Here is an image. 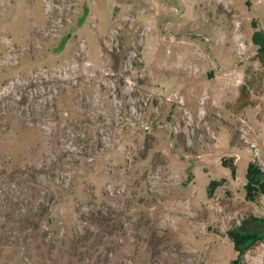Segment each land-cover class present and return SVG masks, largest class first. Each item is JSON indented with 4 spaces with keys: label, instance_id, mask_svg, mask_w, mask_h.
I'll return each instance as SVG.
<instances>
[{
    "label": "rangeland",
    "instance_id": "rangeland-1",
    "mask_svg": "<svg viewBox=\"0 0 264 264\" xmlns=\"http://www.w3.org/2000/svg\"><path fill=\"white\" fill-rule=\"evenodd\" d=\"M259 48L264 0H0V264H264Z\"/></svg>",
    "mask_w": 264,
    "mask_h": 264
},
{
    "label": "trees",
    "instance_id": "trees-1",
    "mask_svg": "<svg viewBox=\"0 0 264 264\" xmlns=\"http://www.w3.org/2000/svg\"><path fill=\"white\" fill-rule=\"evenodd\" d=\"M257 54V59L260 62V64L262 66H264V52L262 48H259L256 52ZM238 100H239V107L243 108L244 106L249 104L248 101V90H247V86L245 84H242L239 88V96H238ZM28 180H24L23 184H27ZM30 190H32V188H29ZM46 193H43L42 198H45ZM19 217L22 219V223L25 224V226L22 225V223L19 225V229L17 228V232L19 234L24 233V231L27 230H35L37 228L36 223L40 222V220H46V226L50 225L49 222V212L47 208H43V206L41 205L39 207V205L35 208H26L24 211H21L18 213ZM253 236L255 237H259L258 234H253ZM260 236H263L260 235ZM25 240V238H23Z\"/></svg>",
    "mask_w": 264,
    "mask_h": 264
}]
</instances>
